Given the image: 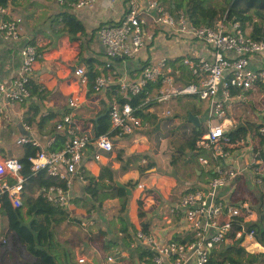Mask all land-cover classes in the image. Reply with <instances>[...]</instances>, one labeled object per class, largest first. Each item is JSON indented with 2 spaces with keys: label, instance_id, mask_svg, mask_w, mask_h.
Instances as JSON below:
<instances>
[{
  "label": "crops",
  "instance_id": "0c3cea01",
  "mask_svg": "<svg viewBox=\"0 0 264 264\" xmlns=\"http://www.w3.org/2000/svg\"><path fill=\"white\" fill-rule=\"evenodd\" d=\"M160 1L164 3V0ZM75 3L77 2L71 6V12L86 28L85 34L76 37H70L62 30V24L55 19L57 13L65 9L61 0H13L8 7L10 16L20 21L21 37L6 38L0 33V81L8 83L20 74L22 48L27 42H32L42 54L34 64L32 82L40 85L44 94H32L26 103L6 112L0 125V159L23 157L27 144H18V139L24 135L35 139L40 149L50 150L56 134L64 133L57 130V125L68 115L77 123H82L85 129H90L94 134L98 133L101 120L108 115L109 105L119 101L122 95L118 89L119 77L136 78L146 60L156 62L163 57L170 60L184 57L213 58V51L201 41L188 42L171 37L160 29L148 28L150 33L146 44L137 58L111 61L106 56L98 30L101 25L117 22L122 17L126 10V1L95 0L82 8H78ZM108 62H112L114 73L118 77L107 88L96 92L95 79L91 78L88 69L93 66L99 74L112 73L105 67ZM252 66L256 69L264 68V59L261 56L254 57ZM78 68L86 70L87 81H83L76 73ZM179 79L180 83L185 84L182 74ZM234 91L232 102L227 103L226 110L239 125L240 132L245 135L248 131H253L258 120L264 116V84L244 91L241 95ZM72 99L76 100V105L71 104ZM171 103L172 101L168 104L154 103L148 109L143 127L132 135L115 138L114 150L105 153L101 160L82 163L68 190L70 203L63 208L65 218L56 226L49 247L56 264H152L149 258L153 259V253L137 234L143 231L146 234L170 237L171 235L163 232L169 227L176 230L179 224L177 204L181 197L186 192L205 187L207 184L204 183H208L213 175V164L201 166L197 156V184L180 189V185L186 187L192 184V176L187 172L191 165L183 163L180 166L181 174L186 175V178L181 179L180 185L172 174V170L178 174L177 162L170 160L167 165H162L164 151L158 149V141L156 146L152 145L146 131L151 127L153 133L161 131L160 120L167 116L161 117L155 108ZM250 105H254V110L249 111ZM35 107L39 110L36 116ZM208 113V102L200 100L194 110L189 111L188 121H185L194 127L195 124L189 120L190 114H193L199 117V128L205 130L203 126ZM152 115H155L156 121L149 120L154 118ZM67 137L69 141L70 137ZM235 150L236 148L233 151ZM254 152L258 154V150L255 149ZM245 161L247 160L244 159ZM105 168L111 170L116 184L118 182L132 189L131 195L106 199L103 204L92 201L86 193L88 183L83 173L98 177ZM181 174H178V178ZM5 180L4 177L0 178V182ZM8 180L14 182L13 179ZM27 181L22 192L23 201L27 194L30 195ZM140 183H146L148 187L141 189ZM239 183L240 180L236 183L237 188ZM35 191L42 193V190L36 188ZM225 192L223 190L222 194L225 195ZM140 199L143 210H140ZM87 226H90L91 232L86 229ZM144 227L148 231L143 230ZM178 234L183 238L188 232L180 231ZM82 257L86 259L85 263L78 262ZM109 257H113V261H109ZM166 262L164 264H173ZM0 264H46L29 251L26 243L9 227L7 218L1 213Z\"/></svg>",
  "mask_w": 264,
  "mask_h": 264
},
{
  "label": "built area",
  "instance_id": "2783aa9c",
  "mask_svg": "<svg viewBox=\"0 0 264 264\" xmlns=\"http://www.w3.org/2000/svg\"><path fill=\"white\" fill-rule=\"evenodd\" d=\"M95 0H79L75 5L82 8ZM117 1V0H111ZM126 10L114 23L99 27L98 36L105 46L111 61L137 58L145 46L148 28L160 29L171 37L182 40L201 41L213 51V58L184 57L181 63L195 76L196 81L180 83L181 71L173 68L168 58L156 62L145 61L136 78L119 77L118 89L122 99L145 95L146 99L137 106L130 102L114 101L107 114L111 130L93 133L77 123L71 115L65 116L57 125V130L66 133L70 140L61 150L40 149L31 157L32 170L37 173L45 169L53 177L65 180L67 188L52 185L42 189L46 199L55 206L66 208L70 203L69 187L72 178L79 172L84 161L102 159L105 153L112 152L114 139L135 133L145 124L144 115L151 103L168 104L177 96H197L207 101L209 113L205 119V131L197 142L198 160L201 166L213 164V175L207 185L186 192L177 204L179 224L176 230L169 227L163 234H146L140 231L137 237L153 253L154 264H208L214 250L238 243L248 254H264V244L258 240L251 226L256 220L252 202L241 195V187L236 183L253 169L256 182L262 183L264 177V116L258 120L253 131L240 132L239 125L226 110L232 102L233 90L241 95L244 91L264 84V68L252 66L254 57L264 59V39L255 40L241 28L240 22H227L226 17L214 24L194 25L182 12L172 13L160 0H125ZM226 16V15H225ZM20 21L10 16L6 7L0 6V33L6 38L21 37ZM22 69L18 76L8 83L0 81V125L7 111H12L26 103L32 92L30 83L34 76V64L41 57L38 46L27 42L22 48ZM112 73H100L94 81V90L101 92L109 83L115 81L112 62L105 65ZM90 73L92 69H88ZM76 73L88 80L84 68ZM241 102V101H239ZM239 102H237L239 104ZM76 105V100H71ZM165 109L163 116H171ZM161 116V115H160ZM162 117V116H161ZM30 129L29 126H26ZM18 144L38 143L24 135ZM39 147V146H38ZM236 148L235 151H233ZM258 150V154L254 150ZM244 159L247 160L244 162ZM82 168V167H81ZM23 163L14 156L0 159V208L2 196L6 195L13 207L23 205L22 192L27 178L23 175ZM257 174H261L258 176ZM13 179L11 182L8 179ZM146 189V183H140ZM225 190V195L222 191ZM180 231H186L192 240L182 242L175 239ZM113 261V257L108 258ZM85 263L84 257L78 259Z\"/></svg>",
  "mask_w": 264,
  "mask_h": 264
},
{
  "label": "trees",
  "instance_id": "16d2710c",
  "mask_svg": "<svg viewBox=\"0 0 264 264\" xmlns=\"http://www.w3.org/2000/svg\"><path fill=\"white\" fill-rule=\"evenodd\" d=\"M61 1L64 2L63 6L65 9L58 13L55 19L62 24V30L67 32L70 37L85 34L86 28L84 24L71 12L72 4L79 0ZM12 2L13 0H0V6L8 8ZM164 3H166L172 13H184L196 26L214 24L219 18L226 17L227 22H240L242 30L248 33L253 39H264V0H220L218 5L213 4L212 0H164ZM248 26H251L250 32L247 31ZM169 63L173 68H178L181 71L182 76L186 79H184L185 84H189L195 79V76L181 63L180 58L169 60ZM91 68L93 69V73L90 74L91 78L95 79L99 75V72L93 66ZM30 89L32 94L39 96H43L44 94L40 85L35 82L30 83ZM145 99V95L133 96L130 99H122V96H120L119 101L124 102L128 100L132 105L137 106L145 101ZM152 105L153 103L146 105L144 108L147 109ZM38 113V107H35L34 116ZM140 114L144 115L145 118L147 117V114H143L142 111ZM151 117L154 118L149 120L156 121L155 115ZM159 128L160 124L158 123L157 129ZM110 130L111 124L108 115H105L100 122L98 133H105ZM203 133L204 130L202 128L192 127L189 137L190 151L186 152L182 149L179 152V156L172 161L176 163L177 160L183 159V163L193 167V174L195 176H198L195 168L198 167L196 157H199L196 146ZM67 139L68 137L65 133H57L50 150L57 151L63 149ZM38 151H40L38 146L27 144L25 154L20 158L23 163L22 173L28 179V191L30 195L27 194L25 196L23 205L18 208L13 207L9 198L4 195L2 197L3 205L0 208V213L7 218L9 227L26 243L29 251L40 262L56 264L55 257L50 253L49 247L54 237L56 226L65 218V210L49 202L43 193H36L35 188L39 191L52 185H61L67 188V182L49 175L45 169L37 173L32 170L30 158L35 156ZM261 157L264 160V152L261 153ZM83 174L88 183L86 193L94 203L103 204L106 199L122 197L127 194L124 188L116 184L112 172L108 168H105L98 177L86 175L85 172ZM257 175L260 176L261 174ZM105 179L108 181H105ZM262 179L264 181V177ZM259 193L256 196L257 201L255 202V206L258 209L256 212L258 213V219L251 226L255 229L258 240L264 244V192L261 190ZM139 205L140 210H143L141 199ZM24 207H26V211H24ZM143 215L145 216V214ZM143 230L148 231L145 227ZM175 239L188 242L192 240V236L189 234L183 238L175 236ZM258 259L259 255L248 254L238 243H234L231 245H223L214 250L208 264H256ZM149 261L154 264L152 257L149 258Z\"/></svg>",
  "mask_w": 264,
  "mask_h": 264
},
{
  "label": "rangeland",
  "instance_id": "374dc122",
  "mask_svg": "<svg viewBox=\"0 0 264 264\" xmlns=\"http://www.w3.org/2000/svg\"><path fill=\"white\" fill-rule=\"evenodd\" d=\"M219 1L220 0H212V3L215 5H218ZM250 30H251V26H248L247 31L250 32ZM196 97L197 96H194V97L193 96H177L172 100V103L170 105L163 106L160 108H155L156 113L160 114L161 116H162V112L165 111V109H170L172 111L171 116L161 119V131L160 132L153 133L152 127L150 128V130L146 131V133L148 134L147 136L149 140L151 141L152 145L156 146V143L158 141L159 142V145L157 146L158 149L161 148L164 151V155L161 159V163L164 166L167 165L170 160L175 159L182 149H184V151L189 150L188 141H189L192 125L190 124V122L187 123L185 120H187V114H189V111L194 110V107L199 104V101H200V100L198 101L199 97H197L198 99ZM250 108L251 110L249 111L254 110L253 109L254 105H250ZM244 112H246V110ZM203 129H205L204 126H203ZM176 162L178 164L176 168H179L178 174H181L180 166L183 165L184 161L183 159H180V160H177ZM187 172H188V175L192 176L191 178L192 184L186 187H181L182 186L180 185L181 179L186 178V175L181 174L180 178H178V174L174 170H172V174L175 176L177 182L179 183L180 189H186L187 187H191V185L195 186L198 182V180H196L197 176L193 174L192 166H190V168H187ZM204 184H207V183H204ZM239 185L241 187V190H240L241 195H244L246 199L252 202V205H254L253 206L254 211L257 212L258 209L255 206V202L257 201L256 196L261 190H263L264 192V181L258 184L256 182V175L252 169L250 173H247L246 176H242V178L240 179ZM117 211L118 212L120 211V205L117 206ZM86 229H89V231L91 232L90 226H87ZM258 255H259V259L256 264H264V260H262L264 259V254H258Z\"/></svg>",
  "mask_w": 264,
  "mask_h": 264
},
{
  "label": "water",
  "instance_id": "95a60500",
  "mask_svg": "<svg viewBox=\"0 0 264 264\" xmlns=\"http://www.w3.org/2000/svg\"><path fill=\"white\" fill-rule=\"evenodd\" d=\"M189 120L192 121L195 124V126L199 127V123H200L199 117H197L193 114H190ZM117 185L121 188H124L128 195H131L132 189L130 187H128L124 184L118 183V182H117Z\"/></svg>",
  "mask_w": 264,
  "mask_h": 264
}]
</instances>
